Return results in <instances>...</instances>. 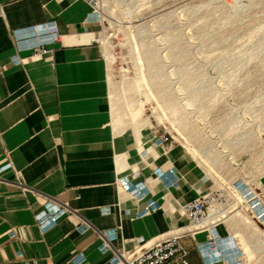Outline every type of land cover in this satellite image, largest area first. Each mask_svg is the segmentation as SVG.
I'll list each match as a JSON object with an SVG mask.
<instances>
[{
	"label": "crops",
	"instance_id": "1",
	"mask_svg": "<svg viewBox=\"0 0 264 264\" xmlns=\"http://www.w3.org/2000/svg\"><path fill=\"white\" fill-rule=\"evenodd\" d=\"M3 3L0 264H123L120 253L136 255L186 224L178 207L193 199L153 171L131 173L144 189L117 185V158L127 167V155L142 147L134 129L120 133L114 124L108 65L94 42L100 23L88 1ZM40 46L47 53L35 54ZM179 156L148 160L168 169ZM205 240L182 241L189 264L209 263Z\"/></svg>",
	"mask_w": 264,
	"mask_h": 264
},
{
	"label": "rangeland",
	"instance_id": "2",
	"mask_svg": "<svg viewBox=\"0 0 264 264\" xmlns=\"http://www.w3.org/2000/svg\"><path fill=\"white\" fill-rule=\"evenodd\" d=\"M103 2L108 21L100 25L99 36L106 52L107 102L113 120L114 113H120L118 126L114 124L123 132L133 131L136 116L149 123L145 146L127 155L130 164L125 169L118 164L117 185L140 186L132 184L131 173L153 171L167 189L181 186L192 199L226 189L225 209L234 205L230 211L244 220L235 227L237 235L221 224L222 259L206 240L200 247L214 264H264V0ZM227 52L231 57L224 60ZM194 78L199 79L197 86H208L198 90H207L206 102L212 106L201 109L186 103L190 91L183 89ZM170 100L179 105L175 111L167 108ZM182 111L183 122L177 113ZM164 136L168 141L162 146L158 139ZM151 146L167 159L174 152L180 156L168 169L157 167L148 160ZM213 153H219L218 161ZM203 177L210 180L205 188L198 184ZM140 187L146 188L144 181ZM185 223L180 228L188 226Z\"/></svg>",
	"mask_w": 264,
	"mask_h": 264
},
{
	"label": "built area",
	"instance_id": "3",
	"mask_svg": "<svg viewBox=\"0 0 264 264\" xmlns=\"http://www.w3.org/2000/svg\"><path fill=\"white\" fill-rule=\"evenodd\" d=\"M93 10V16L102 27L107 24V15L103 0H87ZM4 15V3L0 0V18ZM57 33L52 34V40L57 41ZM95 43L101 45L100 36ZM35 54L47 53L44 46L36 47ZM164 146L168 139L164 136L158 139ZM229 201V193L226 189L220 188L211 193L193 199L181 207L182 214L188 219V226L179 228L177 231L168 234L166 237L152 245L151 247L139 252L136 255L127 256L120 253L123 264H189L188 250L183 244V240L195 239L199 234H205L206 241L215 252L217 258H223L221 249L222 236L219 232L221 224L224 222V214L218 212L211 214V209L215 206L225 207ZM55 222L56 219L52 218ZM124 255V256H123ZM133 257V259H131ZM208 264H214L209 259Z\"/></svg>",
	"mask_w": 264,
	"mask_h": 264
},
{
	"label": "bare ground",
	"instance_id": "4",
	"mask_svg": "<svg viewBox=\"0 0 264 264\" xmlns=\"http://www.w3.org/2000/svg\"><path fill=\"white\" fill-rule=\"evenodd\" d=\"M254 1V0H253ZM106 2V1H105ZM120 3V2H119ZM123 4V3H122ZM198 6H200V5H198ZM206 6V5H205ZM196 7V6H195ZM197 8H199V7H197ZM248 8V7H247ZM237 12V11H236ZM235 12V13H236ZM243 12V11H242ZM199 15V14H198ZM237 15V14H236ZM193 17V16H192ZM206 17V16H205ZM232 21V20H231ZM220 22V21H219ZM229 22L230 21H228V24H229ZM216 23V22H215ZM223 23V22H222ZM241 24V23H240ZM171 26V25H170ZM220 26V25H219ZM226 27H227V24H226ZM229 27V26H228ZM254 27V26H253ZM260 28V27H259ZM139 29V28H138ZM220 30H221V28H220ZM207 33V32H206ZM212 33H214V32H212ZM204 35V34H203ZM144 36V35H143ZM215 36V35H214ZM217 38H218V36H217ZM247 38V37H246ZM252 41V40H251ZM261 46V45H260ZM247 49V48H246ZM257 50V49H256ZM105 49L103 48V54L105 55ZM252 54V53H251ZM185 54H183V58H185ZM107 57V56H106ZM149 61H150V64H153L154 62H155V57L154 56H152V53L149 55ZM224 58V60H229V58L231 57V53L230 52H227L226 54H224V56H223ZM253 57V55H251L250 56V58H252ZM254 58H256V57H254ZM210 59V58H209ZM258 59V58H257ZM238 60V59H237ZM242 62V61H241ZM215 64V63H214ZM249 64V63H248ZM234 65V64H233ZM231 66V65H230ZM240 67V66H239ZM239 67H238V69H239ZM198 68V67H197ZM243 68H245V67H243ZM224 70V69H223ZM241 70V69H240ZM243 70V69H242ZM240 72V71H239ZM182 74H183V72H182ZM228 74V73H227ZM201 75V74H200ZM202 76V75H201ZM239 76V75H238ZM210 77V76H209ZM227 77H229V76H227ZM142 78V77H141ZM225 78V77H224ZM201 79V78H200ZM226 79V78H225ZM110 80H111V78H110ZM142 80H143V78H142ZM197 80H199V79H196V78H194V79H191L190 81H188V86H186V89H183V92L185 91H187V90H189L190 91V96H189V98L187 99V102L186 103H188V105L189 106H195V105H199L198 107H200L201 109L203 108V106L205 105V104H207V97L208 96H206L207 94V90H201L202 88H207L208 86L205 84L204 86L202 85V86H197ZM232 80V79H231ZM237 80V79H236ZM144 81V80H143ZM147 81V80H146ZM214 82V81H213ZM237 82V81H236ZM235 82V83H236ZM133 83V82H132ZM145 84V83H144ZM204 84V83H203ZM213 84V83H212ZM199 85V84H198ZM231 85V84H230ZM131 86V84L129 85V87ZM134 86V85H133ZM142 86V85H141ZM140 85H139V87H141ZM212 86V85H211ZM210 87V86H209ZM230 87V86H229ZM198 88H201L200 90H198ZM216 91V90H215ZM218 93V92H217ZM204 94V95H203ZM219 95H220V92L218 93ZM217 94V95H218ZM218 95V96H219ZM223 96V95H222ZM215 98V97H214ZM217 98V97H216ZM263 98V97H262ZM213 100V99H212ZM204 102V103H203ZM216 102V101H215ZM209 103V102H208ZM211 103V102H210ZM166 104H167V108L168 109H172V110H176L178 107H179V105L177 104V102H176V100H170V101H167L166 102ZM214 104V103H213ZM207 105H210V104H207ZM254 105V104H253ZM210 106H212V105H210ZM252 107V106H251ZM207 108V107H206ZM208 108H209V106H208ZM203 109H205V108H203ZM134 109H132V111H133ZM238 111V110H237ZM117 113V112H116ZM178 114H179V116L180 117H178V118H180V120H181V122H183L184 121V117L186 116V113H185V111H182V112H177ZM236 113V112H235ZM118 114H120L119 112H118ZM117 114V115H118ZM122 114V113H121ZM115 113H114V121H115V123L117 124V126H118V116H117ZM125 116V115H124ZM122 118V117H121ZM126 118V117H125ZM123 119V118H122ZM231 119H233V118H231ZM121 120V119H120ZM119 120V121H120ZM230 120V119H229ZM263 121V120H262ZM122 122H124V121H122ZM230 122H227V124L226 125H228ZM115 124V125H116ZM233 124V123H232ZM149 125V123H148V120L147 119H139V118H137V116L135 117V126H134V130H135V133H136V135H137V138H138V140L140 141V144H141V147L144 145V143L146 142V134H145V130H146V128H147V126ZM221 126H222V124H221ZM183 127H184V125H183ZM131 129H133V128H131ZM176 129V128H175ZM223 131H224V129H223ZM217 132H219V131H217ZM246 132V131H245ZM244 132V133H245ZM252 133V132H251ZM221 134V133H220ZM250 134V133H249ZM151 135V134H150ZM183 136V135H182ZM221 136V135H220ZM235 136V135H234ZM251 136V135H250ZM249 136V137H250ZM234 139V138H233ZM249 140V139H248ZM148 144V143H147ZM224 145V144H223ZM145 146V145H144ZM147 148H148V146H147ZM174 150L172 149L170 152L172 153ZM148 155L149 154H152V160H155V159H158V158H160L161 157V155H159L158 153H155L154 152V146H151L150 148H149V150L146 152ZM121 154V153H120ZM202 155V154H201ZM213 155H214V157H215V159L218 161L219 159H220V155H219V153H213ZM226 155V154H225ZM120 156V155H119ZM168 156H166V158H167ZM201 157V156H200ZM222 157V156H221ZM117 160H118V164L120 163V157H118L117 158ZM204 162V161H203ZM124 163H126V162H124ZM126 165L127 164H124L123 165V168H125L126 167ZM122 168V169H123ZM136 175V174H135ZM134 175V176H135ZM198 184L199 185H202L201 187H207V186H209L210 185V180L207 178V177H203L199 182H198ZM200 190V189H199ZM239 200H241L240 198H239ZM244 204V203H243ZM234 206V205H233ZM233 206H230L228 209H225V207H219V206H215V207H213L212 209H211V214L213 215V214H216V213H218V212H220V213H222V214H224V218H223V220H224V224H226L227 226H228V229H229V231L231 232V233H233L234 235H237V232L236 231H234L235 230V227H236V225L238 224V222L240 223V220L242 221V220H244L243 218H240V215L238 214V213H235V214H232L233 213V210L232 211H230V209H232V207ZM237 207H239V206H237ZM237 207H235V208H237ZM248 209V208H247ZM235 210V209H234ZM249 254V253H248ZM124 256V255H123Z\"/></svg>",
	"mask_w": 264,
	"mask_h": 264
}]
</instances>
